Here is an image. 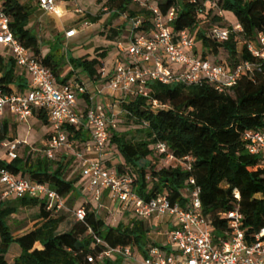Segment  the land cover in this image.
<instances>
[{"label":"trees","instance_id":"trees-1","mask_svg":"<svg viewBox=\"0 0 264 264\" xmlns=\"http://www.w3.org/2000/svg\"><path fill=\"white\" fill-rule=\"evenodd\" d=\"M4 13L10 18V28L15 38L33 56L49 68L58 85L68 84L69 77L61 76L63 63L54 60L55 53L42 56L41 43L30 27V18L35 12L32 5H23L19 0H0ZM102 11L107 9L112 20L141 17L142 31L153 27V15L132 0H98ZM153 4L167 15L176 11L172 22L173 35L189 30L196 39L194 55L202 60H211L215 65L225 63L231 69L243 61L262 63L248 50L249 44L260 47L258 35H264V0H153ZM240 24L243 32H233L227 42L213 37L215 28L233 30ZM126 26L110 31V41L123 35ZM111 35V36H110ZM109 48L96 52L101 59L108 56ZM88 57L71 60L75 69H81L93 81L101 80L102 62ZM17 86L21 92L27 90L16 60L0 54V90L11 92ZM149 97L136 96L122 104V113L116 128L109 129L108 152L114 151L122 159L114 163L105 161L106 166L119 177H129L137 196L146 201L167 196L173 204L188 210L190 191L200 189L203 214L214 227L215 243L229 229V221L220 217L239 208L244 215L243 228L247 237L257 234L264 227V166L260 158L245 149L243 135L247 131L264 129V64L263 73L255 81L243 77L239 83L219 93L204 83L197 86L163 85L150 82ZM89 99L88 94L81 95ZM158 101L160 109L154 111L151 101ZM44 125L48 117L37 111ZM136 126L134 131H119L121 120ZM84 128L68 127L70 138L84 139ZM8 123H0L1 145L13 140L9 137ZM132 136V137H130ZM130 137V138H129ZM163 143L173 156L169 165L165 155L157 154L156 147ZM190 157L191 162L184 161ZM57 159L49 160L35 151L18 156L15 160L0 158V169H7L18 178L44 183L56 191L65 201L73 204L84 194L86 182L69 179L72 166ZM190 168V169H188ZM194 181V185L191 184ZM235 191L240 195L236 198ZM39 208V223L33 230L16 237L8 220L20 209ZM85 222H76L69 231L61 227L65 218L53 215L43 202L37 199H15L0 204V264H123L121 255L103 257L106 244L112 249L131 248L134 253L146 258L149 251L159 247L150 238L152 232L148 221L134 218L128 224L110 226L98 214V209L87 203ZM103 245L97 244V241ZM13 245L20 254L13 262L9 255ZM166 249L163 247H159ZM168 250V249H166ZM93 258V262L89 259Z\"/></svg>","mask_w":264,"mask_h":264},{"label":"built area","instance_id":"built-area-1","mask_svg":"<svg viewBox=\"0 0 264 264\" xmlns=\"http://www.w3.org/2000/svg\"><path fill=\"white\" fill-rule=\"evenodd\" d=\"M140 7L148 9L153 15V27L142 31L143 19L134 18L130 25L126 44H120L125 54V61H119L113 74L107 78L104 64L100 72L106 79V88L121 95V105L136 96L149 97L148 84L159 82L163 85L197 86L208 83L219 93L235 87L243 77L255 81L258 74L263 73L264 35L259 34L257 42L248 45L249 53L263 61L255 63L243 61L231 69L225 63L215 65L211 60H202L194 55L196 39L189 30L173 35L172 22L176 19V11L170 10L164 15L153 0H132ZM253 1V0H250ZM39 8L46 14H59V0H37ZM107 9L104 10L106 12ZM78 14L83 11L77 10ZM127 20V17L124 16ZM89 26V23H86ZM233 32H243L240 24H235L233 30L215 28L212 32L215 40L227 42ZM76 29L66 32L68 39L77 35ZM0 47L6 49L16 60L17 67L24 70L30 84L26 91L14 90L5 93L0 90V123L6 110H9L19 123H27L37 111L47 114L52 128L50 139L43 150L38 151L43 157L54 160L56 154L64 148H71L68 127L87 128L91 133L93 158L83 153H76L81 176L87 179V187L96 203H101L105 191L109 192L113 202L118 203L124 211L131 213L144 221L172 219L175 226L165 233L169 249L152 248L146 258L139 264H264V227L255 235L247 237L243 228L244 215L239 208L220 217L229 221V229L217 243L213 240L214 227L203 214L200 189L190 191L188 210L179 204H173L167 196H160L150 201L140 198L135 193L133 181L129 177H119L108 169L105 164L107 145L110 138L109 129L116 128V122L122 113H112L108 118L95 106H85L86 114L81 116L77 110L78 96L88 94L84 84L76 82L58 85L53 72L42 65L32 52L24 47L14 36L10 28V18L4 13L0 2ZM154 111L160 109L158 101H151ZM245 149L252 156L258 157L264 166V129L247 131L243 135ZM22 142L15 140L1 145L6 150L7 161L19 156ZM0 149V150H1ZM36 152V151H35ZM157 154L165 155V164L174 159L168 153L165 144L156 147ZM189 165L190 157L184 158ZM190 169V168H188ZM194 185V181H191ZM0 204L15 199H37L46 205L53 215H59L66 209L64 199L47 184L18 178L7 169H0ZM237 199L240 195L235 191ZM76 222H85L86 210L82 207L74 211ZM97 244L103 245L100 240ZM106 252L99 260L110 255H121L125 260H133L135 253L131 248L118 247L112 249L104 244ZM93 258L89 262H93Z\"/></svg>","mask_w":264,"mask_h":264},{"label":"crops","instance_id":"crops-1","mask_svg":"<svg viewBox=\"0 0 264 264\" xmlns=\"http://www.w3.org/2000/svg\"><path fill=\"white\" fill-rule=\"evenodd\" d=\"M19 2L23 5H32L35 7V12L30 18V27L37 34L40 40L45 39L41 42V49L43 51L42 56L45 57L49 53L54 52V60H61L63 63L61 76L64 78L70 76L68 83H82L88 90L90 95L89 99L85 100L81 95L78 96L77 110L79 114L81 116H85V106L89 107L91 105L95 106L98 111L105 113L108 118L111 117L112 113L117 114L119 111H121L122 105L120 101L122 97L121 95L110 92L106 88V79L113 74L115 66L119 61L126 60L125 54L121 51L120 44L127 43L130 25L128 23H117L108 27L107 31H105L104 28H102L104 20L108 18V16L109 18H112L113 14L107 13V15H104L100 19L95 17L93 14L94 8L92 6H94V4L96 5V2L97 5H100L98 0H59V14L57 15H49L44 13L39 8L37 0H19ZM80 4L85 5V7L82 9ZM77 5L81 8L75 9ZM77 10L83 11V14H78L76 12ZM119 19H124V17H120ZM125 21L126 20H124V22ZM86 23H89V26H86ZM123 25L126 26V31H124L125 34L121 35L122 37L120 36L110 41L108 39L110 31L114 28H120ZM73 29H76L78 33L75 37L68 39L66 37V32ZM102 41H105V43ZM99 48H109L108 56L105 59L99 58L96 52ZM0 54L7 58L11 57L10 53L3 47H0ZM84 57H88L89 60L99 58L106 68L107 78L105 77L103 79L101 78L99 81H93L83 70L75 69L71 64V60L81 59ZM19 71L22 74L28 88L30 84V78L28 74L24 70L19 69ZM12 88L14 90H19L18 87L14 85ZM81 99H83L82 102L79 101ZM2 123L9 124V137L13 141L18 140L22 142V145L19 148V153L22 150L25 152V154L26 152L30 153L33 151L38 153V151L43 150L46 147V144L50 139V135L52 134V128L49 122L47 125H44L37 114H34V116L27 123H19L10 113V111L6 110ZM33 128H44L46 129V132L42 136L36 137V140H32L30 137L33 133ZM83 134L84 139L82 141H75L74 139H71L72 147H66L59 151L56 154V159L59 157L57 160L63 161L64 164H68L72 160L76 164L75 171H77L78 176L81 177L80 182H87V179H84L81 176L79 161L75 157L76 153H83L86 157L93 158L94 154L92 151H90L92 140L89 129L84 128ZM4 151L6 152L4 149L0 150L1 159H3L1 154ZM107 159L112 160L114 163L122 160L120 157L117 158L115 154L108 153V151L106 160ZM1 192L2 188L0 186V194ZM86 192L92 197V201L89 203H96L93 199L92 193L89 192L88 187ZM109 202L112 204L113 208H118L119 214H122V216L126 219H130L128 220V223L135 218L130 209L123 211L118 203L113 202L110 198L109 192L107 191L104 192L101 203H96L97 205H95V207L98 209V214L100 217L101 214L99 208L103 207L104 204ZM149 224L152 230L150 233L151 240L159 245V247L169 249V243L165 233L174 228L175 222L168 218L159 219L154 217L151 221H149ZM31 230L25 231L24 233L15 236L21 237ZM19 254L20 250L18 246L13 245L9 255L10 262H13L15 258L19 256Z\"/></svg>","mask_w":264,"mask_h":264},{"label":"rangeland","instance_id":"rangeland-1","mask_svg":"<svg viewBox=\"0 0 264 264\" xmlns=\"http://www.w3.org/2000/svg\"><path fill=\"white\" fill-rule=\"evenodd\" d=\"M80 6L82 7V9L85 7V5H82V4H80ZM81 7H79L77 5L75 7V9L81 8ZM92 7L94 8L93 14L98 19H100L104 15H107V13H110L109 10H107L106 12L102 11V6L97 5V2H96V5L94 4V6H92ZM124 20L125 19H119V18L118 19H115V20H112L108 16V18H106L104 20V24H103V27L102 28H104V30L107 31L108 27L113 26L114 24H117V23L124 24V23H126V21L124 22ZM124 34H125V32L123 33V35ZM103 35H105V34H103ZM44 40L45 39H41L40 40V43L42 41H44ZM102 42L105 43V41H102ZM42 53H43V51H42ZM79 101L82 102L83 99H81ZM121 121L122 122H121V124L119 126V131L120 132L126 133L128 131H134L136 129V126L134 124L127 123L125 119H122ZM32 132L33 133L31 134V137L30 138L32 140L33 139L36 140V137L42 136L46 132V129H44V128H42V129L33 128V131ZM130 137H132V136H130ZM108 153L115 154L117 156V158L119 157L118 154L115 153L114 151L108 152ZM24 154H25V152H23V150H22L19 153V156H23ZM1 156H2V158L4 160H7V155H6L5 151L2 152ZM57 159H59V157H57ZM75 166L74 165L72 166V172L70 174V178L69 179H74V180H77V181L80 182L81 177H79L77 171H75ZM79 182H78V184H79ZM86 189H87V187L84 189L85 194L79 200L75 201L73 204H71L70 203L71 200H69L68 203H67V205H66V209L63 212H61L60 215L65 218V222L63 223V225L61 227V230L63 232L69 231V229L71 228V226L75 223V220H74V211L77 208L83 207L88 202L92 201V197L87 194ZM93 205L95 206L97 204L94 203ZM99 210H100L101 217L110 226H113V227H116L117 225H119L120 221H121V223L128 224V220H130L128 218L126 219L125 217H123L122 214H119L118 208H116V209L113 208V206H112V204L110 202L107 203V204H104V206L101 207V208H99ZM39 215H40L39 208H25V209H20L19 212H18V214L12 216L8 220V224L11 227L13 234L14 235H19V234L24 233L25 231H28V230L33 229L39 223ZM110 257L115 258V255L112 254V255H110ZM141 259H142V257L139 254L135 253V258L133 260H124V263L123 264H139L140 261H141Z\"/></svg>","mask_w":264,"mask_h":264}]
</instances>
